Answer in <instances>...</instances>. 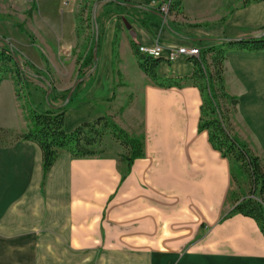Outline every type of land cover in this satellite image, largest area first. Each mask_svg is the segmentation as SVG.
<instances>
[{
    "label": "crops",
    "instance_id": "obj_1",
    "mask_svg": "<svg viewBox=\"0 0 264 264\" xmlns=\"http://www.w3.org/2000/svg\"><path fill=\"white\" fill-rule=\"evenodd\" d=\"M9 1L35 3L38 18L53 22L50 33L61 42L66 62L54 74L77 76L80 59L71 50L79 0ZM162 1L108 0L115 9L108 18L102 16L109 8L98 10L103 20L96 59L64 112L66 131L98 112L112 115L122 129L143 138V156L121 179L114 155L73 158L61 152L42 180L34 142L1 146L0 264H264L256 223L239 213L220 220L230 208L232 164L211 147L207 131L198 130V89L190 83L155 85L132 49L159 43L157 75L189 76V58L168 60V49L260 35L264 0H181L166 16L153 9ZM58 58L53 53L51 60ZM225 58V88L238 100L232 125L264 158V51L228 49ZM14 88L9 78L0 82V127L17 133L26 123ZM119 94L126 105L111 107Z\"/></svg>",
    "mask_w": 264,
    "mask_h": 264
},
{
    "label": "trees",
    "instance_id": "obj_2",
    "mask_svg": "<svg viewBox=\"0 0 264 264\" xmlns=\"http://www.w3.org/2000/svg\"><path fill=\"white\" fill-rule=\"evenodd\" d=\"M180 1L172 0L169 12L177 8ZM0 40L3 41L4 38ZM213 41H215L213 45L199 49L198 56L189 58L193 65L192 73L179 78L158 76L155 67L159 58L139 53L136 44H132V49L139 68L155 85L166 88L181 87L185 83H190L198 89L201 98L198 130L207 131L211 147L223 158L240 164L249 183L247 195L241 198L234 197L231 208L220 220L233 213H239L251 218L264 237V158L254 154L235 132L230 116L235 113L238 100L226 91L224 79L226 50L264 51V34L242 37L239 40L217 38ZM91 60L94 61L93 55ZM84 63H87V60ZM22 66L13 48L6 43L0 50V81L3 79L2 75L8 74L13 78L15 87L20 84L24 89L27 88L25 80L27 71ZM28 74L45 81L43 76ZM18 93V89H15L19 100ZM24 99L20 108L23 111L26 129L16 133L0 127V147L16 140L34 142L41 153L42 180L61 152H67L73 158L106 156L103 146L106 134L119 148L114 156L122 166L121 179L129 173L133 161L144 154L143 138L129 134L113 120L112 116L98 115L91 121L83 122L73 130L66 131L64 106L68 102L55 105L50 103L47 96L45 100L47 106L39 111L28 98Z\"/></svg>",
    "mask_w": 264,
    "mask_h": 264
},
{
    "label": "rangeland",
    "instance_id": "obj_3",
    "mask_svg": "<svg viewBox=\"0 0 264 264\" xmlns=\"http://www.w3.org/2000/svg\"><path fill=\"white\" fill-rule=\"evenodd\" d=\"M19 2L16 4L9 0H0V38H4L3 41L0 40V50L6 43L13 48L17 54L19 63L27 71V74H25L27 88L24 89L20 84L15 87L13 78L8 74H4L2 77L3 79L9 78L14 84V89H18L19 100H17L19 104L24 102V98H28L34 108L41 111L47 106L45 101L47 96L50 103L62 104L65 102L67 91L74 81L80 78V82H82L84 75L88 73V70L92 66L93 61L91 60V56L93 55L95 43L97 45L99 41V33L101 31L100 22L103 20L102 18L113 16V10L115 9L114 7H110L111 5H109L108 0H79L78 12L75 14L77 26L76 39L75 44L72 45L71 54L80 59V61L76 62V65L80 64L82 70L78 72L77 76L66 77L54 74L56 68L63 70L66 62L61 59L63 58V54L60 52L62 48L61 42L58 44L55 37H52L50 33L51 28H53V22L38 18L35 3L26 1ZM100 8H105V10L109 8L111 12H107L100 19L97 13ZM117 19L121 20V16H118ZM94 51L97 52V48ZM53 53L56 56H60L56 62L51 60ZM86 60L87 63H84ZM30 62L36 66H33ZM28 73L43 76L45 81ZM7 84V81L1 83L2 88H4L1 89L2 91L4 90L6 92L8 90ZM57 88L67 89L63 93H59L57 92ZM72 94L64 108L74 102L77 93ZM120 95L116 97L115 101H111V107L114 104H116V107L126 105L127 100L124 99V96L120 97ZM7 104L10 108V102L5 95L4 106H7ZM102 104L103 106H109L107 101H102ZM101 113L98 112V115H105L104 112ZM230 117L231 119L233 118V113ZM112 118L114 120L113 116ZM103 146L105 147V155H115L119 151V148L116 147L108 134L103 138ZM231 164L233 179L229 197L230 208L234 197L241 198L247 195L249 191V183L241 167L240 172L238 171L240 164L234 161H231Z\"/></svg>",
    "mask_w": 264,
    "mask_h": 264
},
{
    "label": "built area",
    "instance_id": "obj_4",
    "mask_svg": "<svg viewBox=\"0 0 264 264\" xmlns=\"http://www.w3.org/2000/svg\"><path fill=\"white\" fill-rule=\"evenodd\" d=\"M172 4V0H164L153 6L155 10L166 16L169 12L170 5ZM137 51L147 56H151L153 58H159L163 51V46L159 43H155L151 46L138 45ZM179 55H184L188 58L199 55V49L197 47H174L168 49V60H172Z\"/></svg>",
    "mask_w": 264,
    "mask_h": 264
},
{
    "label": "water",
    "instance_id": "obj_5",
    "mask_svg": "<svg viewBox=\"0 0 264 264\" xmlns=\"http://www.w3.org/2000/svg\"><path fill=\"white\" fill-rule=\"evenodd\" d=\"M261 34H264V30H263V32H262ZM246 37H249V36H246ZM241 38H242V37H241ZM239 39H240V38H236V39L229 38V39H227V40H239ZM95 49H96V43H95V46H94V50H95ZM94 50H93V59H94V61H95V59H96V52H95ZM80 80H81L80 78H79V79H76V80L74 81V83L72 84V86L69 88L68 93H67V96H66V98H65V103L69 101L71 94L73 93L75 87H76L77 84L80 82Z\"/></svg>",
    "mask_w": 264,
    "mask_h": 264
}]
</instances>
